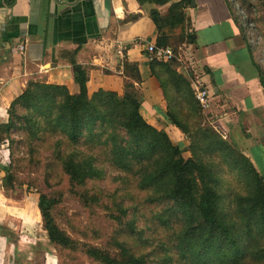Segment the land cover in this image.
Listing matches in <instances>:
<instances>
[{"label": "trees", "instance_id": "obj_1", "mask_svg": "<svg viewBox=\"0 0 264 264\" xmlns=\"http://www.w3.org/2000/svg\"><path fill=\"white\" fill-rule=\"evenodd\" d=\"M187 3L188 0L172 3L165 17L150 13L157 30L156 46L170 47L168 41L173 39L175 50L190 40L189 20L183 11ZM175 65V60L149 61L148 69L160 86L167 119L191 138L188 158L163 131L144 121L131 90L122 95L97 90L88 96L82 92L70 94L62 85L28 82L6 109L7 120L0 124V141H7L10 151L13 144L26 146L27 155L40 165L47 185L58 176H65L74 186L100 179L105 173L97 164L100 155L108 168L126 178L135 176L134 187L145 193L143 202L147 206L162 205V215L168 219L178 217L179 241L176 247L163 241L167 247L184 258L185 253L193 255L199 264H248V217L264 224V173H258L213 129H190L197 104ZM256 69L264 96V75L258 66ZM122 74L133 82L140 80L136 66L125 60ZM14 134L19 138H14ZM81 145L93 148L96 154H80ZM219 164L239 170L252 181L251 195L237 196L231 209L220 195L216 177ZM0 168L4 172L1 186L12 188L8 168ZM36 206L49 241L59 246L69 243L70 239L50 217L51 199L39 194ZM133 224L134 219H129L116 231L115 256L93 246H86L85 253L96 264H168L165 249L161 257L151 259L155 246Z\"/></svg>", "mask_w": 264, "mask_h": 264}, {"label": "crops", "instance_id": "obj_2", "mask_svg": "<svg viewBox=\"0 0 264 264\" xmlns=\"http://www.w3.org/2000/svg\"><path fill=\"white\" fill-rule=\"evenodd\" d=\"M177 1L0 0V124L7 120L10 101L26 84L40 82L88 96L97 90L117 95L131 90L144 121L177 139L180 130L167 119L166 102L149 72L143 46L135 44L155 43L157 30L150 13L165 17ZM192 2L190 6L188 0L183 9L190 40L177 47L175 71L190 89L195 85L206 88L204 117L211 127L219 126L221 137L262 174L264 96L257 65L238 30L239 19L226 0ZM114 42L126 46L123 58L115 56ZM124 60L136 66L138 82L122 74ZM17 204H23L22 216H35L24 200L5 197L0 185V223L14 214L11 207ZM2 244L10 243L0 238Z\"/></svg>", "mask_w": 264, "mask_h": 264}, {"label": "rangeland", "instance_id": "obj_3", "mask_svg": "<svg viewBox=\"0 0 264 264\" xmlns=\"http://www.w3.org/2000/svg\"><path fill=\"white\" fill-rule=\"evenodd\" d=\"M226 1L230 4L232 9L230 11L239 19L240 36L248 45L252 58L264 75V0ZM173 41V39L168 41V45L177 56L180 51L174 50ZM196 109L197 114L191 119L190 129L195 126L210 128L221 137L219 126L211 127L197 105ZM13 136L19 138L15 134ZM169 139L182 150L184 158L190 156L188 147L191 138L188 133L180 131L177 139L172 136ZM222 139L240 152L227 138ZM12 146L13 149L10 151L9 143L0 141V166L8 168L13 186L1 188L4 196L11 201L24 200L26 205L35 210V216L31 217L26 213L24 217L20 213L23 204L12 205L11 210L14 214L8 215V218L0 223V238L10 243L0 246V264H96L88 257L84 248L93 246L115 256L117 250L113 240H116V231L124 227L129 219H134L133 227L140 230L141 235L148 237L155 246L150 253L151 259L161 257V253L164 254L162 250L165 249L168 264H199L193 255L185 253L184 258L180 252L163 244L168 240V244L174 243L176 247L179 241L177 234L180 233L178 217L168 219L165 217L166 214L162 215L160 211L162 205L155 208L147 206L143 202L145 193L137 191L134 187L137 181L135 176L126 178L108 168L99 153L97 164L105 171L100 179H91L82 186H74L65 176H58L47 185L40 173V165L27 155V147L23 144ZM93 150L84 145L78 148L82 155L96 154ZM258 165L262 169L263 165ZM216 172L220 182V195L227 208H233L237 196L247 193L248 197L251 195L253 185L249 176L246 179L239 170L225 167L224 164H219ZM3 176L4 172L0 168V185ZM39 194L51 199L49 214L59 230L70 239L66 245L53 244L42 229L41 217L36 206ZM263 248L264 224L248 217V264H264Z\"/></svg>", "mask_w": 264, "mask_h": 264}, {"label": "built area", "instance_id": "obj_4", "mask_svg": "<svg viewBox=\"0 0 264 264\" xmlns=\"http://www.w3.org/2000/svg\"><path fill=\"white\" fill-rule=\"evenodd\" d=\"M135 44L138 45L142 44L145 60L147 62L155 61L160 63H167L170 62L171 60L176 61L178 59V55L175 56L172 48L168 46L158 47L155 45V43H147V42L142 43L140 41L135 42ZM18 48L21 49L20 46ZM113 50L116 57L123 58L124 52L126 50V46H124L119 42H114ZM191 92L197 106L199 107L202 116H205L208 107V93L206 88L203 86L195 85L191 89Z\"/></svg>", "mask_w": 264, "mask_h": 264}, {"label": "water", "instance_id": "obj_5", "mask_svg": "<svg viewBox=\"0 0 264 264\" xmlns=\"http://www.w3.org/2000/svg\"><path fill=\"white\" fill-rule=\"evenodd\" d=\"M189 2H190V6H192V5H193V2H192V0H189Z\"/></svg>", "mask_w": 264, "mask_h": 264}]
</instances>
